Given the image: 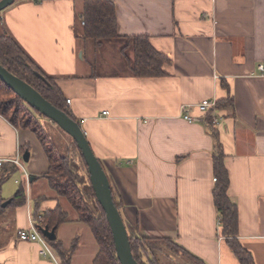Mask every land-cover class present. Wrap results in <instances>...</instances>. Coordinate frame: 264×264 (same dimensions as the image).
<instances>
[{"label":"crops","instance_id":"1","mask_svg":"<svg viewBox=\"0 0 264 264\" xmlns=\"http://www.w3.org/2000/svg\"><path fill=\"white\" fill-rule=\"evenodd\" d=\"M83 1L16 2L0 13V31L70 100L66 108L126 220L142 238L169 239L204 264H239L213 202L214 142L206 117L192 107L188 114L197 121L189 124L180 110L203 100L231 101L232 107L216 110L213 126L225 156L228 197L237 208V241L253 264H264V72L258 70L264 67V0H113L119 37H146L169 59L164 75L152 78L114 68L108 55L78 38ZM17 154L29 188L24 205L8 204L0 216V264H60L42 257L38 244L17 238L28 227V209L41 215L56 208L67 216L56 239L66 249L78 239L71 264H92L96 241L51 190L39 140L0 116V160ZM11 177L16 188L6 191ZM21 183L17 169L0 184V200L9 202Z\"/></svg>","mask_w":264,"mask_h":264},{"label":"trees","instance_id":"2","mask_svg":"<svg viewBox=\"0 0 264 264\" xmlns=\"http://www.w3.org/2000/svg\"><path fill=\"white\" fill-rule=\"evenodd\" d=\"M20 1L24 0H14V3ZM79 20L82 27L80 35H77L82 41L92 43L94 47H103L113 42L121 44L119 48V54L123 60L121 71L131 73L136 78L164 75L163 67L170 61L163 53L154 50L146 37H119L113 0H84ZM0 66L30 85L47 102L75 121L66 108V101L56 86L55 80L45 76L19 44L3 31H0ZM224 106L232 107L231 101H227L223 105L217 103V109ZM0 116L16 129L31 131L39 140L48 159L49 168L45 177L48 179L51 190L57 197L64 199L69 204L77 215L78 221L90 229L96 241L98 252L92 264H120L116 257L110 227L102 209L95 201L87 168L76 144L71 143L67 156H59L38 121V119L45 118L17 97L1 80ZM204 123L214 142L212 173L216 182L212 195L221 233L226 238V242L239 264H253L251 255L237 241L238 213L236 206L228 197L229 177L224 166L225 156L219 143L218 133L209 116L205 118ZM5 165L1 166L0 184L18 169L15 166L7 169ZM111 192L114 205L121 215L127 231L132 256L138 264H204L169 239L142 238L138 229L126 220L123 206L115 197L112 189ZM25 200L26 188L25 184L21 183L9 201V206H22L25 204ZM3 203L4 201L0 200V216L4 211ZM33 217L37 220L39 231L54 230L55 234L57 228L67 222L65 212L59 208L46 211L41 215L35 213ZM47 242L52 246L60 264H71V257L77 248L78 239H74L69 249L64 248L57 239L53 242L47 240ZM163 248H168L175 254L180 252V260L173 262L165 256V260L161 258L162 261L159 260L157 255L162 253Z\"/></svg>","mask_w":264,"mask_h":264},{"label":"water","instance_id":"3","mask_svg":"<svg viewBox=\"0 0 264 264\" xmlns=\"http://www.w3.org/2000/svg\"><path fill=\"white\" fill-rule=\"evenodd\" d=\"M14 4V0H0V13ZM0 80L30 108L41 114L46 120L55 124L64 134L71 138L81 153L85 162L89 182L94 193L95 201L102 209L105 219L110 227L116 257L120 264H138L131 252L126 228L121 215L114 205L112 192L108 178L97 158L94 156L80 126L70 119L64 112L58 110L47 102L36 90L12 75L0 66ZM29 154L23 155V161L27 162ZM9 202H5V208ZM42 235L50 242L56 240L55 231L40 230Z\"/></svg>","mask_w":264,"mask_h":264},{"label":"built area","instance_id":"4","mask_svg":"<svg viewBox=\"0 0 264 264\" xmlns=\"http://www.w3.org/2000/svg\"><path fill=\"white\" fill-rule=\"evenodd\" d=\"M258 70L260 72H264V67L259 66ZM214 79L216 80L217 77H215ZM66 104L69 105L70 100H66ZM192 107H195L203 117L209 116L210 119L212 120V124L216 123L217 119H216L215 113L217 110V102L214 99L213 100H203L194 106H190V105L181 106L180 110L183 113V119L185 121H187V123H189V124L195 123L197 121L196 119L190 117L188 114L189 109ZM106 115H107V113H103V116H106ZM5 162L11 163L14 166H16L18 169H20V171L24 175L25 186H26V191H27L29 188L30 177H29L28 173H26V171L22 165L20 155L17 154L14 159L0 160V167L3 164H5ZM213 182L214 183L216 182L215 178H213ZM27 222H28L27 229H22V230H19L17 232L18 240L21 242L38 244L40 247V255L42 257L49 258L52 261H54L55 263L56 262L58 263L54 251L50 248L46 238L42 235V233L37 228V220L33 217V215H31V213L29 212V209L27 211Z\"/></svg>","mask_w":264,"mask_h":264},{"label":"rangeland","instance_id":"5","mask_svg":"<svg viewBox=\"0 0 264 264\" xmlns=\"http://www.w3.org/2000/svg\"><path fill=\"white\" fill-rule=\"evenodd\" d=\"M120 46H121V44L118 42H113V43H110L109 45H104L103 47L96 46L95 48H97L98 50L95 49V52H97L98 54L103 53V54L108 55L107 59L113 61L114 68H117L120 70L122 63H123L121 55L119 54ZM131 57H132V55H131ZM105 60H106V58H105ZM38 121H39L41 127L43 128L45 134L49 137L50 142L56 148L59 156H67L68 151L71 148V146H70L72 143L71 138L68 137L66 134H64L55 124L51 123L50 121H48L46 119H38ZM5 186H6V191L7 190L12 191V190H14V188H16V185H13V178L12 177L5 183ZM2 223L3 222L0 223V235H3V233L1 231H4ZM5 233H6V231H5ZM49 246L52 249V246L51 245H49ZM175 251H176V249H175ZM164 256L167 257V259L170 261L177 262L180 260L181 254H180V252H177V254H175L172 251H170L168 248H163L162 253L161 254L158 253L157 257L159 258V260H161V259L165 260Z\"/></svg>","mask_w":264,"mask_h":264}]
</instances>
